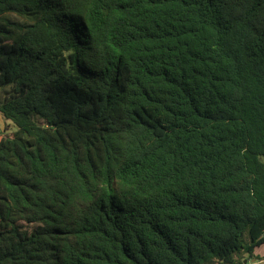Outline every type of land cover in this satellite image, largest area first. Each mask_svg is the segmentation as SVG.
I'll use <instances>...</instances> for the list:
<instances>
[{"label": "trees", "instance_id": "trees-1", "mask_svg": "<svg viewBox=\"0 0 264 264\" xmlns=\"http://www.w3.org/2000/svg\"><path fill=\"white\" fill-rule=\"evenodd\" d=\"M0 114V264L264 259V0H0Z\"/></svg>", "mask_w": 264, "mask_h": 264}, {"label": "rangeland", "instance_id": "rangeland-1", "mask_svg": "<svg viewBox=\"0 0 264 264\" xmlns=\"http://www.w3.org/2000/svg\"><path fill=\"white\" fill-rule=\"evenodd\" d=\"M15 129H16L15 125L11 121L4 119L0 114V134L3 133V130L12 131ZM261 252H264V245L259 247L258 253ZM246 264H264V260L254 261L250 259L246 262Z\"/></svg>", "mask_w": 264, "mask_h": 264}, {"label": "crops", "instance_id": "crops-1", "mask_svg": "<svg viewBox=\"0 0 264 264\" xmlns=\"http://www.w3.org/2000/svg\"><path fill=\"white\" fill-rule=\"evenodd\" d=\"M3 132H4V130H3ZM2 134H0V136H1ZM258 251H259V248H257L256 250H255V253L256 254H258V255H260V256H264V252H261V253H258ZM253 260V259H252ZM262 260H264V259H262Z\"/></svg>", "mask_w": 264, "mask_h": 264}, {"label": "water", "instance_id": "water-1", "mask_svg": "<svg viewBox=\"0 0 264 264\" xmlns=\"http://www.w3.org/2000/svg\"><path fill=\"white\" fill-rule=\"evenodd\" d=\"M246 262V261H245Z\"/></svg>", "mask_w": 264, "mask_h": 264}]
</instances>
